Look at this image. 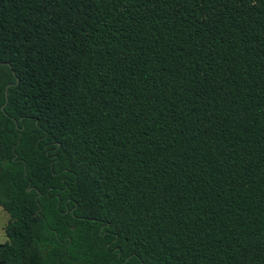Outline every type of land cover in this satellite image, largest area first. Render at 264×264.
<instances>
[{
  "label": "trees",
  "instance_id": "16d2710c",
  "mask_svg": "<svg viewBox=\"0 0 264 264\" xmlns=\"http://www.w3.org/2000/svg\"><path fill=\"white\" fill-rule=\"evenodd\" d=\"M0 206L3 264H264V0H0Z\"/></svg>",
  "mask_w": 264,
  "mask_h": 264
},
{
  "label": "rangeland",
  "instance_id": "374dc122",
  "mask_svg": "<svg viewBox=\"0 0 264 264\" xmlns=\"http://www.w3.org/2000/svg\"><path fill=\"white\" fill-rule=\"evenodd\" d=\"M8 218H9V214L6 211H4L0 206V243H3L7 240L3 227L6 224Z\"/></svg>",
  "mask_w": 264,
  "mask_h": 264
},
{
  "label": "crops",
  "instance_id": "0c3cea01",
  "mask_svg": "<svg viewBox=\"0 0 264 264\" xmlns=\"http://www.w3.org/2000/svg\"><path fill=\"white\" fill-rule=\"evenodd\" d=\"M3 209V208H2ZM4 210V209H3ZM5 211V210H4ZM9 219V218H8ZM8 221V220H7ZM7 223V222H6ZM5 226V225H4ZM3 230H4V227H3Z\"/></svg>",
  "mask_w": 264,
  "mask_h": 264
},
{
  "label": "water",
  "instance_id": "95a60500",
  "mask_svg": "<svg viewBox=\"0 0 264 264\" xmlns=\"http://www.w3.org/2000/svg\"><path fill=\"white\" fill-rule=\"evenodd\" d=\"M8 86V85H7ZM5 92H7V91H5ZM0 264H3V263H0Z\"/></svg>",
  "mask_w": 264,
  "mask_h": 264
}]
</instances>
